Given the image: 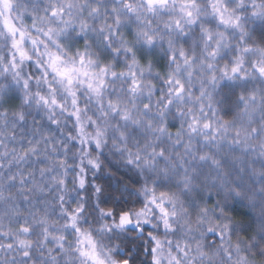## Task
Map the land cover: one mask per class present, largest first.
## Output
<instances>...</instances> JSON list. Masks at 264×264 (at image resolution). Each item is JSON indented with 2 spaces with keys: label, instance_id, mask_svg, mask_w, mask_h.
<instances>
[{
  "label": "clouds",
  "instance_id": "9594fccd",
  "mask_svg": "<svg viewBox=\"0 0 264 264\" xmlns=\"http://www.w3.org/2000/svg\"><path fill=\"white\" fill-rule=\"evenodd\" d=\"M0 264H264V0H0Z\"/></svg>",
  "mask_w": 264,
  "mask_h": 264
}]
</instances>
